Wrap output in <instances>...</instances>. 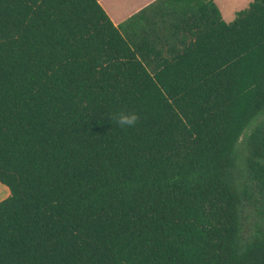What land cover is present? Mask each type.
I'll use <instances>...</instances> for the list:
<instances>
[{
  "label": "trees",
  "instance_id": "16d2710c",
  "mask_svg": "<svg viewBox=\"0 0 264 264\" xmlns=\"http://www.w3.org/2000/svg\"><path fill=\"white\" fill-rule=\"evenodd\" d=\"M99 1L0 0V264H264V0Z\"/></svg>",
  "mask_w": 264,
  "mask_h": 264
},
{
  "label": "rangeland",
  "instance_id": "374dc122",
  "mask_svg": "<svg viewBox=\"0 0 264 264\" xmlns=\"http://www.w3.org/2000/svg\"><path fill=\"white\" fill-rule=\"evenodd\" d=\"M140 1L141 0H129L127 6L125 7L126 9L122 15V18L126 19L127 16L132 14L134 10L140 6L139 4H142V2L145 0H142L141 2ZM251 1L252 0H215L225 22H232L236 17V13L246 8ZM9 195V190L0 184V202L9 197Z\"/></svg>",
  "mask_w": 264,
  "mask_h": 264
},
{
  "label": "crops",
  "instance_id": "0c3cea01",
  "mask_svg": "<svg viewBox=\"0 0 264 264\" xmlns=\"http://www.w3.org/2000/svg\"><path fill=\"white\" fill-rule=\"evenodd\" d=\"M153 1L155 0L143 1L142 4H139L140 6H138V8H136V10H134L132 14L136 13L141 8H143L144 6L148 5L149 3ZM99 2H100V5L106 10L107 14L109 15L110 19L115 25L120 24L121 22H123L124 20H126L128 17L132 15L130 14L129 16H127L126 19L122 18V15L126 9L125 7L127 6V3L129 2V0H100Z\"/></svg>",
  "mask_w": 264,
  "mask_h": 264
},
{
  "label": "clouds",
  "instance_id": "9594fccd",
  "mask_svg": "<svg viewBox=\"0 0 264 264\" xmlns=\"http://www.w3.org/2000/svg\"><path fill=\"white\" fill-rule=\"evenodd\" d=\"M115 119L116 122L122 127H133L138 120V116L134 112H122L117 114Z\"/></svg>",
  "mask_w": 264,
  "mask_h": 264
}]
</instances>
